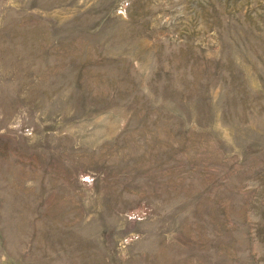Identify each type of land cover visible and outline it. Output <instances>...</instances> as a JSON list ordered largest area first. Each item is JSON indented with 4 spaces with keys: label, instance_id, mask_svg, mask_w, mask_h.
<instances>
[{
    "label": "rangeland",
    "instance_id": "374dc122",
    "mask_svg": "<svg viewBox=\"0 0 264 264\" xmlns=\"http://www.w3.org/2000/svg\"><path fill=\"white\" fill-rule=\"evenodd\" d=\"M0 264H264V0H0Z\"/></svg>",
    "mask_w": 264,
    "mask_h": 264
}]
</instances>
